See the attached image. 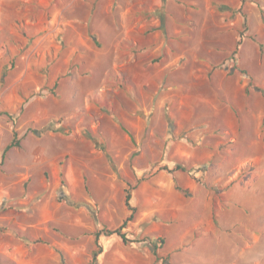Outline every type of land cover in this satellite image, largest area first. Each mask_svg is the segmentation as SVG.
<instances>
[{
    "label": "rangeland",
    "instance_id": "374dc122",
    "mask_svg": "<svg viewBox=\"0 0 264 264\" xmlns=\"http://www.w3.org/2000/svg\"><path fill=\"white\" fill-rule=\"evenodd\" d=\"M251 177L264 0H0V264H91L126 194L127 242L101 235L97 264H264V227H228L241 207L221 197Z\"/></svg>",
    "mask_w": 264,
    "mask_h": 264
},
{
    "label": "crops",
    "instance_id": "0c3cea01",
    "mask_svg": "<svg viewBox=\"0 0 264 264\" xmlns=\"http://www.w3.org/2000/svg\"><path fill=\"white\" fill-rule=\"evenodd\" d=\"M198 146L203 148L205 151H207V153H211L214 150L211 146H208V145L202 147V145L198 143ZM207 165H208L207 168L209 169L210 176H208V178L206 177L203 178V182L204 180H206L212 184L213 181L215 180V174H216L215 170H217L219 165L212 160H210V162H208ZM253 176H256V175H253ZM255 179L256 178L254 177H251L247 180L245 178H242V182L240 181L238 183H232L230 187H227L226 190H223L221 192V197H224L229 204L236 203L238 206L241 207V209L240 208L238 209L239 213L241 214L239 215L240 219H234L232 215H229L230 218L226 221L227 222L226 224L228 227L235 226L238 224V226H240L241 228H246L248 226H255V223H256V226L258 227H264V221H263L264 212L260 209L257 210L256 208L253 207L254 206L253 202L259 199L260 192L261 190H264V187L262 186L258 187V185H255L254 183ZM189 189L191 190L190 192H192L191 193L192 195L190 196L191 197L190 203L192 205L194 204L198 206L203 205L206 208H209V205H210V200L208 201L209 196H210L209 191L204 190V188L203 189L195 188L192 185L190 186ZM243 190H250L251 191L250 197L247 199V197L244 194H241V196H238L239 198L236 199L235 191H237V193H239L240 195V192ZM189 195L190 194L188 193V196ZM253 195H254V198H253ZM210 199H211V196H210ZM246 211H248V214ZM259 216L262 217L261 220H257ZM257 221H260V222H257ZM219 224L220 223H218L217 225ZM215 233H216V230L213 229V234L216 235ZM201 242L206 243L207 241L201 240Z\"/></svg>",
    "mask_w": 264,
    "mask_h": 264
},
{
    "label": "trees",
    "instance_id": "16d2710c",
    "mask_svg": "<svg viewBox=\"0 0 264 264\" xmlns=\"http://www.w3.org/2000/svg\"><path fill=\"white\" fill-rule=\"evenodd\" d=\"M45 131V130H44ZM34 134L38 135V134H42L43 131H33ZM20 144V139L17 138V134L14 135L12 141L5 147V149L3 150V156L5 155V153L12 149V148H16L19 147ZM2 156V157H3ZM175 170H181L183 171L184 168L181 166H177L175 168ZM175 188L177 191L183 193L184 195H188V191L187 190H183L178 184L175 185ZM129 201H130V196L128 194H126L125 196V205L127 206V208L129 209V211L131 212L129 217L123 222V224L121 225V227L113 230V231H109V230H100L97 231L94 234V238H95V244H96V248L95 250L92 252V259H91V264H97V257L99 254L102 253V247L99 244V237L101 235H105V236H111V235H116L118 236L123 242H127V239L125 238L124 233L121 232L122 228L125 227L126 222H130L133 219V215L135 212V208L131 207L129 205ZM164 240L162 238H157L155 240H151V244L153 245L154 248H158L159 245L163 244Z\"/></svg>",
    "mask_w": 264,
    "mask_h": 264
}]
</instances>
